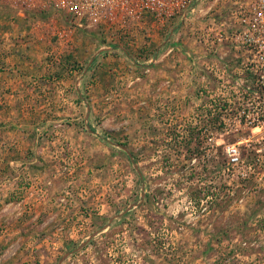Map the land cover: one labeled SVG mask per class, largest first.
I'll use <instances>...</instances> for the list:
<instances>
[{"label":"rangeland","instance_id":"rangeland-1","mask_svg":"<svg viewBox=\"0 0 264 264\" xmlns=\"http://www.w3.org/2000/svg\"><path fill=\"white\" fill-rule=\"evenodd\" d=\"M258 2L87 29L0 0V264H264V153L236 124Z\"/></svg>","mask_w":264,"mask_h":264},{"label":"built area","instance_id":"built-area-1","mask_svg":"<svg viewBox=\"0 0 264 264\" xmlns=\"http://www.w3.org/2000/svg\"><path fill=\"white\" fill-rule=\"evenodd\" d=\"M18 10L23 11L51 9L62 13L63 16L75 20L84 28H97L100 25L108 28L123 29L144 23L146 18H154L160 22L173 16L186 17L188 12L202 10L208 0H1ZM249 33L240 38V42L247 47L256 49L249 73L255 75V94L246 85L244 94L238 102L241 113L236 117L237 125H244L252 132H256L255 142L257 151L264 153V0L254 5L251 19H243ZM227 39V38H226ZM222 40L221 38L218 39ZM254 62V63H253ZM254 67V68H253ZM258 89L262 91L259 95ZM230 106V105H228ZM230 164L239 162V150L236 145L225 147Z\"/></svg>","mask_w":264,"mask_h":264},{"label":"trees","instance_id":"trees-1","mask_svg":"<svg viewBox=\"0 0 264 264\" xmlns=\"http://www.w3.org/2000/svg\"><path fill=\"white\" fill-rule=\"evenodd\" d=\"M173 17H175V16H173ZM253 155H255V152H252L250 154L245 155V157H247V161H252L255 158ZM226 162L229 163V161H226Z\"/></svg>","mask_w":264,"mask_h":264}]
</instances>
